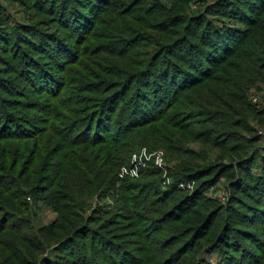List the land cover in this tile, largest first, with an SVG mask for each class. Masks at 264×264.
Returning <instances> with one entry per match:
<instances>
[{
  "label": "trees",
  "instance_id": "obj_1",
  "mask_svg": "<svg viewBox=\"0 0 264 264\" xmlns=\"http://www.w3.org/2000/svg\"><path fill=\"white\" fill-rule=\"evenodd\" d=\"M134 1L58 0L51 7L58 8L63 20V38L39 34L36 40H22L29 49L16 47L10 56L20 60V70L10 65L9 51L1 49L7 51L0 60L6 66L2 73L19 74L31 91L19 92L14 80L0 79V264H38L56 247L73 264H175L186 252L182 264H210L205 254H219L217 264H264V227L255 240L259 253H253L248 246L253 237L243 235L244 243L233 239L240 233L235 224L241 212L235 207L237 198L232 206H223L205 196L219 178L213 174L216 164L209 163L210 151L203 148L194 154L196 159H189L186 150L169 141V150L177 156L169 159L174 166L167 171L165 188L162 178L148 180L163 171L147 163L139 179L125 180L116 214L109 218L99 212L86 222L88 197L116 192L120 169L144 146L145 132L140 131L161 126L186 107L183 94L215 81L225 70L223 61L216 65L224 53L234 56L239 51L245 57L246 49L231 51L234 38L243 39L244 45L254 43L249 52L254 58L251 78L264 82V65L259 69L264 42L254 39L264 34V0H216L204 7V15H195V0H172L171 6L179 4L175 9L183 11L181 17L167 4L158 3L151 11ZM138 1L144 5L152 0ZM253 13L256 18L248 21ZM211 15L214 18H208ZM1 17L0 27L5 22ZM234 21L245 30L229 27ZM70 38L75 41L69 45ZM34 51L53 63L32 60L29 52ZM210 63L212 68L207 67ZM56 69L64 73L60 79L51 74ZM243 85L249 87L244 80L229 82L228 97L244 100ZM34 91L41 96L34 97ZM228 106L212 105L203 112L201 125L229 117ZM243 125L241 120L235 128L252 131ZM238 136L244 142L242 157L256 141ZM73 143L79 148L72 149ZM259 151L241 159L233 186L246 197L255 193L260 201L256 212L264 221V153ZM63 161L69 163L65 168ZM192 183L191 195L179 188ZM32 197L58 214L55 222H37L38 206L27 202ZM141 219L148 225L145 234L138 227ZM163 233L169 235L160 239ZM42 264L52 262L46 258Z\"/></svg>",
  "mask_w": 264,
  "mask_h": 264
},
{
  "label": "rangeland",
  "instance_id": "obj_2",
  "mask_svg": "<svg viewBox=\"0 0 264 264\" xmlns=\"http://www.w3.org/2000/svg\"><path fill=\"white\" fill-rule=\"evenodd\" d=\"M215 1L216 0H195V3L192 5L195 15L200 14V12H202L201 15H204L206 12H203L204 7L208 8L212 6ZM57 2L58 0H0V13L4 18H2L1 15L0 17L2 20H5L4 25L0 27V60L5 58L4 54H6V50H8L9 53H7L6 56H9L10 65L14 67L19 66L20 70V60H16L15 56H13L11 59L10 56L13 55L12 50L16 47L29 49L27 45L22 43V40H36V37L39 36V34L63 38V34L66 30H60V24L63 20L57 12L58 8L54 7ZM158 3H161L163 5L167 4L166 6H168L170 10H175V12H172L174 15L180 17L181 15H184L183 11H181L179 7L178 9H175V7L179 6V4L171 6L172 0H152L144 5L139 3L138 0L134 1L135 5L139 4L137 6L138 8H146L150 9L151 11H154V7ZM51 4L54 6L51 7ZM50 9H53V13H50ZM208 18L212 19L214 17L211 15ZM247 18L248 21L252 18H256V13L247 16ZM243 21L248 22L246 21V19H244ZM237 22L239 21H234L233 23L229 24V27H240L241 31L245 30L246 26L241 25V23L237 24ZM260 28L264 29V27L262 26H260ZM84 30L86 31L87 28H85ZM77 36L78 34L76 33L74 37L76 38ZM5 39H8V41H6ZM254 39H258L259 42H264V34H259V37H254ZM233 40L234 42H232V48H230L231 51L234 49H246L247 51L245 52V57L240 53L238 54L239 51H237V56H228L227 53H224L222 58L216 60V62H219L216 65L220 64V61H223L224 63L220 66L225 67L224 72L222 74H219L215 79L216 82L210 80L205 85L199 87L193 92L183 94V96L185 97L182 100V103L186 107L176 111L173 115H170L167 121L162 123L161 126H158L157 123L152 125L151 128L140 131V135L145 132L141 135L144 141V146L138 149L136 152L131 153L128 163L120 169L118 176L121 181L116 184V192L105 194L99 191L96 194L93 193V196L88 197L85 212V219H87V223L89 222V220L90 222H92L91 220L100 216V214L98 215L99 212L106 214L105 216H109V218L110 216L112 217L114 214H116L118 203L117 201L119 199L120 192L122 191L123 187L127 186L125 180H127L128 178V180L134 182V180L139 179V171L141 170V168H146L147 163H150L152 167L162 169L163 171V173L159 177L157 176V178L155 177L148 180L154 181L162 178L164 181L162 182L161 186L165 188L169 182L167 171H169V169L173 168L172 166H174V162H170L169 159L173 155L177 156V153L169 150L170 141L174 146L182 150H186L189 159L195 158L194 154L199 152L202 148L210 151L209 163L216 164L213 170V174L215 175V177L219 178V181L207 191L205 196L211 199V201L217 202L223 206H232V199H235V197L237 198L238 203L235 204V207L237 209V212H241H238V214L236 215L235 224L237 225V230H240V233L233 239L238 238L239 242L244 243V241L246 242L247 240L245 237H243V235H250L254 240L249 243L248 246L252 249L253 253H259L258 246L255 240L259 238L258 235L260 233V229L264 227V221L261 220L262 218L259 217L256 212V207H258L260 201L256 199L255 193H253V197H246L245 195H241L237 192L236 186H233V184L237 181L236 174L239 170L237 166L242 161L241 159L250 157V152L255 149L260 150L264 153V82H257L256 79L252 80L251 78V63L253 61L254 65V58L250 56L249 52H253L254 43H252V45H244L243 39L234 38ZM74 41L75 39L70 38L68 44H73ZM1 49L6 50H4L3 52ZM261 49L262 50H259V53L262 55V53L264 52V47ZM29 53L31 54L32 60H38L44 64L53 63L52 60L47 59L46 56L40 55L35 51L34 53ZM131 62L135 61L132 60ZM262 65H264V58L259 60V69L262 68ZM211 66H213L212 63L207 64L208 68H212ZM33 68L34 67H31L32 70ZM5 69L6 66L0 61V79L6 78L14 80V83L17 86L16 90H18L19 92L25 89H27L26 91H24L25 93L31 91V87L27 85L22 76H20L19 74H4L2 72ZM51 74L57 79H60L61 75H64V73H60L59 69H56V71H51ZM237 80H244V82L249 86L247 87L246 85H243L245 93L247 92L244 100H242V98L237 99V97H233L232 95H229L230 97H228V90L230 89V87L227 86L229 82ZM233 87V92H237L239 90V87L237 85ZM31 94L36 98L41 96L37 91H34ZM226 102H229V106H232V110L230 111L231 115L229 114V117H227L226 119L219 118L217 119V121L219 122L216 123L210 124L209 122H204L205 125H201V122L206 118L203 112H205L206 110H211L210 108L212 105L222 104ZM229 106L227 109L228 113ZM192 115H194L195 117L193 119H190ZM196 116L200 117L197 118ZM241 120L244 123L243 126H248L252 130L251 132L245 129L235 128V126H238L239 121ZM238 133H241L245 138L249 139V143L252 141H256V144L252 147L253 149L251 151H247V154L242 157H240L242 154L240 145H244V142L239 139ZM224 136L230 137L223 139ZM218 141H220V147L217 148L216 145ZM84 143L88 144L86 142ZM3 145L5 144H1V146ZM71 145L72 149L79 148L74 143ZM67 151H64V153L62 152V154L60 155H64L67 152L68 156L71 151ZM49 164L58 166L56 160H50ZM218 164H227L233 166L234 168L230 169L229 167H227V169H223L222 171L219 169ZM61 165L62 168H65L69 165V163H67L66 165V162L63 161L61 162ZM257 168V165L254 164V166L252 167V171L254 172V174L258 170ZM51 169H53L52 166ZM238 174L240 175V173ZM240 176L241 178H244V173H241ZM170 182L172 181L170 180ZM194 186V183L188 185L183 184L180 185L179 188L183 190V193L185 195H191ZM125 190H128V188H125ZM34 200L35 197L27 198V202L29 204H31L32 206L33 204H37L38 206V210L35 209V213L38 216L37 222L41 220L45 225H49L55 222L58 214L51 208L47 207V205H45L43 202L37 203ZM145 221L146 219H141L138 222L140 232H142L143 234L146 233L148 226ZM87 223L85 225H88ZM90 226L91 228H95L93 226L96 225L90 223ZM168 235V233H165L161 236L160 239H164L168 237ZM155 240H159V238L156 236ZM154 243L156 244V241H153V244ZM175 246H178V243ZM62 253L63 252L61 250L57 251V247L56 249L52 248L47 251L45 255L41 256V260L38 264H42V262L45 261L46 258L49 259L52 264H73V260L71 259V257L66 254L62 255ZM230 253L232 254V252ZM13 255L14 253L11 256ZM187 256L188 252L181 256V261L178 260V262L175 264H182L183 262H187ZM203 258L206 259L210 264H217L220 259V255L205 254ZM11 259L12 258H10V260Z\"/></svg>",
  "mask_w": 264,
  "mask_h": 264
}]
</instances>
